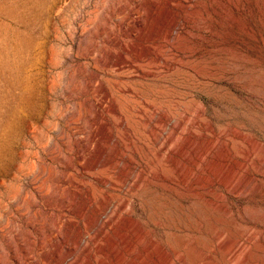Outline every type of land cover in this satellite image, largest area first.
I'll return each mask as SVG.
<instances>
[{"label": "rangeland", "instance_id": "rangeland-1", "mask_svg": "<svg viewBox=\"0 0 264 264\" xmlns=\"http://www.w3.org/2000/svg\"><path fill=\"white\" fill-rule=\"evenodd\" d=\"M146 263L264 264V0H0V264Z\"/></svg>", "mask_w": 264, "mask_h": 264}, {"label": "bare ground", "instance_id": "bare-ground-1", "mask_svg": "<svg viewBox=\"0 0 264 264\" xmlns=\"http://www.w3.org/2000/svg\"><path fill=\"white\" fill-rule=\"evenodd\" d=\"M57 3V2H56ZM146 133V132H145ZM137 161V160H136ZM131 165V164H130ZM238 166V165H237ZM89 174H91V173H89ZM129 176V175H128ZM132 176V175H131ZM143 177V176H142ZM202 177H204V176H202ZM106 180V179H105ZM88 181V180H87ZM108 182V181H107ZM193 182V181H192ZM127 183V182H126ZM108 186H109V184H108ZM105 191V190H104ZM133 193V192H132ZM109 211V210H108ZM107 216V215H106ZM127 222V221H126ZM121 228V227H120ZM148 244V243H147ZM207 244V243H206ZM127 245V244H126ZM148 249V248H147ZM151 250V249H150ZM149 252V251H148ZM230 252V251H229ZM159 259V258H158ZM100 260V259H99ZM142 261V260H141ZM149 263V262H148ZM159 263V262H158ZM147 264V263H146Z\"/></svg>", "mask_w": 264, "mask_h": 264}]
</instances>
